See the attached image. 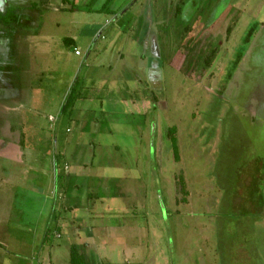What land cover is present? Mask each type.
<instances>
[{"label": "rangeland", "instance_id": "374dc122", "mask_svg": "<svg viewBox=\"0 0 264 264\" xmlns=\"http://www.w3.org/2000/svg\"><path fill=\"white\" fill-rule=\"evenodd\" d=\"M19 1L36 2L31 21L16 28L14 4L0 33V192L13 190L20 213L8 225L17 260L70 264V246L86 240L95 264H264V0H230L244 9L243 25L213 82L194 75L192 53L177 51L179 35L163 27L161 78L154 65L147 70L141 3L156 13L161 2L160 20L167 0H111L109 12L100 11L108 0ZM209 1L212 14L225 0ZM206 10L193 21L189 9L176 25L199 37ZM167 14L173 26V9ZM249 33L256 40L247 48ZM171 126L179 162L162 133ZM42 230L51 234L36 248Z\"/></svg>", "mask_w": 264, "mask_h": 264}, {"label": "flooded vegetation", "instance_id": "af4514ba", "mask_svg": "<svg viewBox=\"0 0 264 264\" xmlns=\"http://www.w3.org/2000/svg\"><path fill=\"white\" fill-rule=\"evenodd\" d=\"M175 1H176V3L173 4V2L171 0H169V1L167 0V3H165V5L167 7L165 17L161 18L160 20H157V18L155 20V14L157 15L158 13H160L163 10V6L160 7L158 5V4H161V2H156V0H155L156 5H157L156 13L153 12L154 8L151 7L152 6L151 2L150 3H146V2L141 3V6L144 5V7H146L144 9V13H143L144 19L139 17V21L144 20V22L141 23V25L143 26V28L146 31L145 38H144V47L146 49V53L148 54L147 55L148 56L147 70H149V68H151L154 65V68L159 72L158 73L159 74L158 79L161 78L162 73L160 70V58L162 56L160 53V48L158 46V41H159L158 40V38H159L158 29L163 27V29L166 28L167 31L174 30L175 33H177V35H179V37H177V39H176L178 41L177 51L181 48H187L186 50L192 53V55L190 56V62H189L190 67H189V69L191 71H194L193 68L196 69L195 73L193 72L194 75L196 74V76H197L201 72H204L203 74L208 73L209 77L212 78V82H213V78H216V76L219 74V72L225 70V67L223 65L226 64V60H223V59L226 58V56H228L230 54V51L228 52L227 50L229 49L228 46H229V43L232 41V37L234 36V33L238 30V28L242 27V25H243V23H242L243 21H241V18L243 17L242 14L244 13V9H238L235 5V2L231 5L230 0L229 1L225 0L224 3L218 2V4H216V8L219 6V11L214 10V13L212 12L213 15L217 16L216 18H213L212 14L209 11L210 8L206 10L203 7L205 5L202 4V0H190L187 3V5L183 2V0H175ZM203 1H207V0H203ZM210 1H212V0H210ZM213 3H215V2H213ZM219 3H221V5H219ZM239 3H240V0L238 1V4ZM14 4L19 5V7H20V10H19L20 12H16V14L18 15V17L20 19V21L19 20L16 21L18 23L17 25L15 24L16 28L18 25H22L23 22H25V21H29V20L31 21V18H30L31 13L36 11V7H37L36 2L31 6V8H28V7L23 6V3H21L19 0H8V1L5 0V8L3 9V11H0V33L3 32V30L6 26V17L8 18L9 16H13V14L15 12V9L13 8ZM208 6L213 7V5H211V4ZM208 6H205V7H208ZM171 9H173V15L176 16V18H174L173 26L170 22L169 17H167L168 16L167 13H169L171 11ZM189 9H190V16L194 17L193 21H195V19L197 20L199 15H204L203 14L204 10H206L205 14L207 16V19H206L207 21H206V23L202 24V26L204 28H203L202 33L198 35L199 37H197V35L189 37L190 34L192 35V33H194L193 29H190L189 25H185L182 28H180V26L176 25L177 24V21H176L177 18L178 17L180 18L182 16L183 12L187 13V11H189ZM124 12H125V10H124ZM162 15H163V13H162ZM252 16H255V15L252 14ZM216 23L217 24L220 23V24L218 26V30L214 31V27H215ZM260 23H261V27H263L262 29H264V22H260ZM137 24H140V22L137 21ZM184 24H187V23H184ZM196 25L199 27V23ZM193 27H195L194 24H193ZM14 29H15V27H14ZM217 33H221V37L217 36ZM171 34H172V32H171ZM250 35L251 34L249 33L246 38L244 37L246 39V41L249 43L247 48H250L252 45H255L256 34H255V37L253 40H252V38L249 37ZM203 36L206 37V39H204ZM202 38L204 39L203 42L201 41ZM218 39H220V40H218ZM245 39H244V41H245ZM69 40L72 41L73 39H71V38L64 39V41H63L64 44L66 43L68 45ZM218 42H220L219 45H218ZM13 47H15V45H13ZM219 49H222V51H220ZM75 50L76 49H74V51ZM249 53H250V51L248 52V55H249ZM80 56H82V55H80ZM80 56H78V57H80ZM245 56H246V52L243 54L242 58L244 59ZM147 73L149 76L150 72L148 71ZM149 80H150V77H149ZM150 81L152 82V80H150ZM73 104H74V102H73ZM73 104H72V106H73ZM68 110H69V108H68ZM63 113H65V112H63ZM177 131H178V129L174 126H171L168 128L165 127L162 131L163 135L169 139L170 147H171L175 162H179V150H178V144H177L178 140L176 139V137H174V134H176ZM172 138H174L176 140V152L174 151L173 146H172V142H171ZM86 165L87 164H85V166ZM63 166H64V164H63ZM57 168H59V167H56V170H55L57 172L56 175L58 176V178H59V176L62 177V175L58 173L59 169H57ZM72 176H74V175H72ZM72 176L70 175V177L66 183L65 189L67 188L69 181L71 180ZM61 177H60V179H61ZM74 182L76 183V180ZM76 189H77V186H76ZM82 189H84V188H82ZM81 190H79L80 193H77L76 198L77 197L79 198L80 195L82 194ZM87 197H88V195L85 196V199H88ZM82 200H84L83 197H81V202H79L78 204L85 205V203H83ZM66 205L67 206H66V210H65V216H67L66 211L70 210V204L69 205L66 204ZM84 207H88L87 204ZM68 218H70V217H68ZM76 220L78 221L80 219L77 218ZM83 225H85V226L81 229L79 236L82 238L83 236H81V235L85 231L88 234H86L84 236V239H87L88 237L91 236V229L89 226H87L88 222L85 223L83 221ZM88 244H89V241L85 240L84 245L83 244L82 245H75L74 244L71 246H76L79 254L83 255L85 257V260H86L85 254H88L87 249L90 250V247ZM85 245H88V246L85 248ZM71 246H70V248H71ZM90 252H91V250H90ZM87 258H89V260L91 261L92 264L96 263V261L94 260L95 256L93 253H92V255L88 254ZM69 263H70V256H69ZM86 263H87V261H86Z\"/></svg>", "mask_w": 264, "mask_h": 264}, {"label": "crops", "instance_id": "0c3cea01", "mask_svg": "<svg viewBox=\"0 0 264 264\" xmlns=\"http://www.w3.org/2000/svg\"><path fill=\"white\" fill-rule=\"evenodd\" d=\"M134 3H136L135 1L138 0H133ZM68 45L69 46H74L75 42L74 40L72 41H68ZM74 49H79L77 48V46H75L73 48ZM80 50V49H79ZM6 153H3V156L5 157ZM23 155L24 154H20L17 159L19 161H21L23 159ZM2 158V157H0ZM6 158V157H5ZM12 159L15 160V158L13 157ZM16 159V160H17ZM55 171V170H54ZM52 171V174H54L55 172ZM47 174V171L45 172ZM3 174V173H2ZM6 177V176H5ZM1 178V175H0ZM3 179V178H2ZM1 179V180H2ZM6 181H9V179L6 177L4 178ZM5 181V182H6ZM55 184V181L53 178H49L48 184L46 185L45 189V193H47V191H49V193L51 195H53V190H57L58 191V186L56 185L55 187H53ZM43 189V190H44ZM53 189V190H52ZM41 190V191H43ZM12 191L13 190H4L3 192H0V246L3 248L0 249V264H21V262H19L17 260L21 258V253H20V241L17 240V238H15L9 228L8 225L11 223L10 221L13 219H17V214H20L19 211L17 213L14 212V199H12ZM55 191V193L57 192ZM47 195V194H46ZM44 204V203H43ZM47 205V204H46ZM49 210L50 212L53 211V205L49 206ZM16 214V215H15ZM42 216L45 217V214H42ZM49 217V216H48ZM45 219V218H44ZM47 219V218H46ZM45 219V220H46ZM57 230V229H56ZM38 239V242H37ZM36 248L43 246V244H46L45 242V232L42 230V233H38L36 235ZM43 248V247H42ZM36 251V250H35ZM13 256V260H6V256L10 257ZM17 256V257H16ZM4 257V258H3ZM10 259V258H9ZM13 261V262H12ZM32 262H30L31 264Z\"/></svg>", "mask_w": 264, "mask_h": 264}, {"label": "trees", "instance_id": "16d2710c", "mask_svg": "<svg viewBox=\"0 0 264 264\" xmlns=\"http://www.w3.org/2000/svg\"><path fill=\"white\" fill-rule=\"evenodd\" d=\"M111 0L107 1L105 7H102V9L100 10L101 12L102 11H105V12H109V4H110ZM74 102V99L69 97L65 103L63 104L62 108H61V112H66L68 110V108L71 107V105L73 104ZM171 142H172V146H173V149L174 151L176 152V140L174 138L171 139ZM51 234V232H45V242L48 241V238H49V235ZM70 264H87L86 263V260H85V257L81 254H79L78 250H77V247L76 246H71L70 248Z\"/></svg>", "mask_w": 264, "mask_h": 264}, {"label": "water", "instance_id": "95a60500", "mask_svg": "<svg viewBox=\"0 0 264 264\" xmlns=\"http://www.w3.org/2000/svg\"><path fill=\"white\" fill-rule=\"evenodd\" d=\"M5 8V0H0V11H3Z\"/></svg>", "mask_w": 264, "mask_h": 264}, {"label": "built area", "instance_id": "2783aa9c", "mask_svg": "<svg viewBox=\"0 0 264 264\" xmlns=\"http://www.w3.org/2000/svg\"><path fill=\"white\" fill-rule=\"evenodd\" d=\"M74 54H75V56H80V55H81V52H80L79 49H76V50L74 51Z\"/></svg>", "mask_w": 264, "mask_h": 264}]
</instances>
